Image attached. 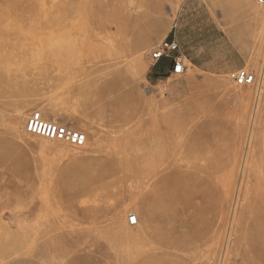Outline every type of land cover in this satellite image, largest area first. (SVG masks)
<instances>
[{"label": "rangeland", "instance_id": "374dc122", "mask_svg": "<svg viewBox=\"0 0 264 264\" xmlns=\"http://www.w3.org/2000/svg\"><path fill=\"white\" fill-rule=\"evenodd\" d=\"M204 1L231 19L244 69L264 81V4ZM183 2L0 0V264L264 257V102L256 103V86L243 92L231 72L188 70L189 94L167 105L163 85L156 93L147 80ZM22 107L24 129L43 108L45 120L86 135L84 146L61 143L85 154L55 157L42 144L59 142L18 136L13 111ZM38 190L49 205L31 196Z\"/></svg>", "mask_w": 264, "mask_h": 264}, {"label": "crops", "instance_id": "0c3cea01", "mask_svg": "<svg viewBox=\"0 0 264 264\" xmlns=\"http://www.w3.org/2000/svg\"><path fill=\"white\" fill-rule=\"evenodd\" d=\"M226 14L204 0H185L166 34L165 42L175 45L167 56L153 60L147 80L158 93L164 87L162 104H173L189 94L185 76L188 70L210 75H223L247 65L246 52L237 45V28H233ZM181 62L183 73H173L175 62ZM176 77L175 79H172Z\"/></svg>", "mask_w": 264, "mask_h": 264}, {"label": "built area", "instance_id": "2783aa9c", "mask_svg": "<svg viewBox=\"0 0 264 264\" xmlns=\"http://www.w3.org/2000/svg\"><path fill=\"white\" fill-rule=\"evenodd\" d=\"M256 1L259 4H264V0ZM175 48V45L163 43L161 48L152 54V59L156 61L163 56H167ZM183 70L184 68L181 62L178 61L174 63V74L181 75ZM229 75L231 80L239 86H256V103L264 102V81L262 78L257 79L254 73L244 68L232 71ZM26 130L33 135L40 136L49 141L67 142L77 147L84 146L86 143L85 135L82 132L70 129L57 122L47 121L39 112H33L30 115L26 124ZM129 222L131 225H136V217L131 216Z\"/></svg>", "mask_w": 264, "mask_h": 264}, {"label": "bare ground", "instance_id": "6f19581e", "mask_svg": "<svg viewBox=\"0 0 264 264\" xmlns=\"http://www.w3.org/2000/svg\"><path fill=\"white\" fill-rule=\"evenodd\" d=\"M264 28V27H263ZM63 87V86H62ZM239 87V86H238ZM241 88L243 86H240ZM63 89V88H62ZM244 90V88H242ZM250 89V88H249ZM248 89V92L247 93H243L245 92V90L243 92H239V97L242 98V99H245L246 97H249V90ZM55 95L57 96V98L59 99L58 96L61 95V90H56L55 91ZM251 92V91H250ZM237 94V93H236ZM57 99V102H59V100ZM249 99V98H248ZM250 100V99H249ZM244 101V100H243ZM257 106V105H256ZM25 108L26 107H22V108H15L14 111H13V119H12V126H11V129L12 131H14L18 136H25V134H30V135H33L32 133H29L26 128L24 129V118H25ZM259 108V106H258ZM258 108L256 107L255 111H254V114H253V117H252V123L254 122V120H256V117H257V113H258ZM39 112V111H38ZM44 113V109L43 108H40V112L39 113ZM96 130V129H95ZM251 133V132H250ZM84 134V133H83ZM85 135V134H84ZM91 135L92 137H94V140L95 142L99 143L100 142V136L98 134V132L96 131H92L91 132ZM252 135V134H250ZM85 138H86V135H85ZM87 138H86V143H87ZM55 142H59L57 143L56 145H53V146H49L48 144L46 143H43L42 146L45 148V149H49L50 151H52L55 155V157H75V158H78L80 156H83L85 154V151H84V147H81V150L77 151L76 154H74V150L72 149V147H70L69 145H65V144H61L63 143L62 141H55ZM74 146V145H72ZM76 147V146H75ZM53 155V156H54ZM54 157V158H55ZM41 189V188H40ZM45 190V189H44ZM27 191V190H26ZM25 191V192H26ZM27 194V193H26ZM31 196H36L38 197L44 204H48L50 203V199H49V194L46 192V191H40L39 190L37 192H30ZM53 197V196H52ZM123 213H124V210H123ZM126 215V214H125ZM128 215V218L131 217V216H135L136 219H137V223H138V218H137V215L136 214H133V212H128L127 213ZM37 221V220H36ZM130 223V222H129ZM24 225V223H23ZM214 245V244H213ZM227 246L228 243H227ZM226 246V248H227ZM215 259V258H214ZM208 260V259H207ZM209 261V260H208ZM225 261V260H224ZM256 262L258 264H264V257L263 258H259L258 260H256ZM255 262V263H256Z\"/></svg>", "mask_w": 264, "mask_h": 264}]
</instances>
